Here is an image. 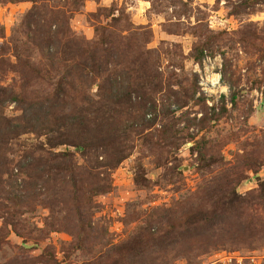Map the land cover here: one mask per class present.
I'll use <instances>...</instances> for the list:
<instances>
[{"label":"rangeland","instance_id":"1","mask_svg":"<svg viewBox=\"0 0 264 264\" xmlns=\"http://www.w3.org/2000/svg\"><path fill=\"white\" fill-rule=\"evenodd\" d=\"M0 86V264H264V0H0Z\"/></svg>","mask_w":264,"mask_h":264},{"label":"trees","instance_id":"2","mask_svg":"<svg viewBox=\"0 0 264 264\" xmlns=\"http://www.w3.org/2000/svg\"><path fill=\"white\" fill-rule=\"evenodd\" d=\"M74 47L76 48V50H75V52H74V57H73V59L75 60L76 58H80V57H78L79 55H78V52H80L81 50H82V48H81V44H79L77 41L75 42V45H74ZM49 55L51 56V57H53V58H56V56H57V54H56V52H55V50L53 51H49ZM83 66L84 67H86V68H90L89 66H85L84 64H80V70H81V72H84L83 71ZM71 77H72V75H70ZM66 78H68V76L67 75H64L63 77H62V82L60 83V84H58V86H57V88H56V92L59 94V95H63L64 93H63V89H62V86H63V84H64V82H66ZM3 97H5V101L7 100V101H12V100H14L15 102H17V103H21V100H20V98L19 97H21V95H19V93H17V92H15L13 89H11V87H2V86H0V98H3ZM60 100H61V98L59 97V98H57L56 99V102H52V103H50V106H41V108L40 109H45L48 113H49V111L51 110V109H54L55 107L56 108H59V107H61L60 106V104H59V102H60ZM1 102V101H0ZM1 105H3V104H1ZM25 110V109H24ZM33 115H36L35 114V112H33L32 113ZM39 115V114H38ZM38 115H36V116H38ZM38 118V117H37ZM39 119V118H38ZM8 127H10L11 128V126L9 125ZM2 136V128H1V126H0V137ZM90 147H89V149H90V151H91V154H92V152H94V150L93 149H95L94 147H92L91 145H89ZM54 156V159L55 160H58V159H63V158H65V156L64 155H58V156H56V155H53ZM58 163H60V162H58ZM60 164H63V163H60ZM61 169V168H60ZM60 169H58V170H60ZM56 176H58V175H60V174H55ZM16 182V181H15ZM99 186V185H98ZM111 188H112V186L111 185H108V184H104V185H101V186H99V187H97V189L95 190V192H94V194L95 195H99V194H105V193H108V192H110V190H111ZM72 190L73 191H75V190H77L76 189V185L75 186H72ZM78 191V190H77ZM81 200H82V205H81V207H78L77 205L76 206H74L72 209H70V211H71V214L74 216H76V219L77 220H79L80 222H82V224H83V226H84V224H86V230H88L89 232H92V230H93V227H92V222L94 223L95 222V217H94V214H92V208H88V207H86L84 204H83V202H84V200L83 199H80L79 201L81 202ZM78 201V202H79ZM78 205H80L79 203H78Z\"/></svg>","mask_w":264,"mask_h":264},{"label":"built area","instance_id":"3","mask_svg":"<svg viewBox=\"0 0 264 264\" xmlns=\"http://www.w3.org/2000/svg\"><path fill=\"white\" fill-rule=\"evenodd\" d=\"M203 90H206V89H203Z\"/></svg>","mask_w":264,"mask_h":264}]
</instances>
